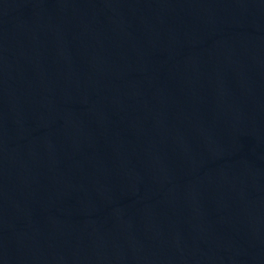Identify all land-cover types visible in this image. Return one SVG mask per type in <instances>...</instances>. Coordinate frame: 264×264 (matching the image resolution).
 <instances>
[{
  "label": "water",
  "instance_id": "95a60500",
  "mask_svg": "<svg viewBox=\"0 0 264 264\" xmlns=\"http://www.w3.org/2000/svg\"><path fill=\"white\" fill-rule=\"evenodd\" d=\"M0 264H264V0H0Z\"/></svg>",
  "mask_w": 264,
  "mask_h": 264
}]
</instances>
